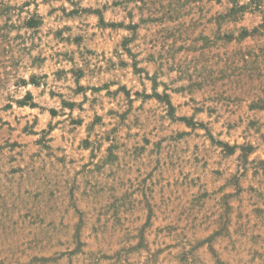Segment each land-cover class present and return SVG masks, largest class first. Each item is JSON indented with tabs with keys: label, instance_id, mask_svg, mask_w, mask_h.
I'll return each instance as SVG.
<instances>
[{
	"label": "rangeland",
	"instance_id": "1",
	"mask_svg": "<svg viewBox=\"0 0 264 264\" xmlns=\"http://www.w3.org/2000/svg\"><path fill=\"white\" fill-rule=\"evenodd\" d=\"M0 264H264V0H0Z\"/></svg>",
	"mask_w": 264,
	"mask_h": 264
},
{
	"label": "trees",
	"instance_id": "2",
	"mask_svg": "<svg viewBox=\"0 0 264 264\" xmlns=\"http://www.w3.org/2000/svg\"><path fill=\"white\" fill-rule=\"evenodd\" d=\"M242 7H244V5L235 4L232 9H234V8L235 9H239V8H242Z\"/></svg>",
	"mask_w": 264,
	"mask_h": 264
}]
</instances>
